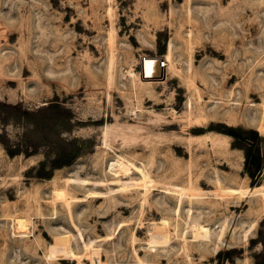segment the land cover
<instances>
[{
	"label": "rangeland",
	"instance_id": "1",
	"mask_svg": "<svg viewBox=\"0 0 264 264\" xmlns=\"http://www.w3.org/2000/svg\"><path fill=\"white\" fill-rule=\"evenodd\" d=\"M0 264H264V0H0Z\"/></svg>",
	"mask_w": 264,
	"mask_h": 264
},
{
	"label": "bare ground",
	"instance_id": "2",
	"mask_svg": "<svg viewBox=\"0 0 264 264\" xmlns=\"http://www.w3.org/2000/svg\"><path fill=\"white\" fill-rule=\"evenodd\" d=\"M170 55H171V45H170ZM170 57L166 58H143L142 59V77L145 81L148 82H156L159 81L160 75L161 77L165 74V67L167 68L171 61L169 60ZM163 62V63H162ZM192 107V106H191ZM56 196L60 199L65 198L64 194H56ZM100 196V195H97ZM65 201V200H64ZM62 202V201H60ZM19 228L21 229L20 233H26L28 223L25 221H20L18 224ZM18 229V227H17ZM19 230V229H18ZM194 240L198 241L200 239H208L210 235V230L206 226L203 225H196L194 226ZM18 233V232H17ZM19 234V233H18Z\"/></svg>",
	"mask_w": 264,
	"mask_h": 264
},
{
	"label": "water",
	"instance_id": "3",
	"mask_svg": "<svg viewBox=\"0 0 264 264\" xmlns=\"http://www.w3.org/2000/svg\"><path fill=\"white\" fill-rule=\"evenodd\" d=\"M162 63H163V62H162ZM159 77H161V75H160Z\"/></svg>",
	"mask_w": 264,
	"mask_h": 264
}]
</instances>
